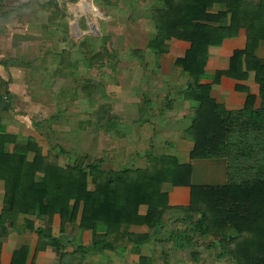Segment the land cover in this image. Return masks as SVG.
I'll use <instances>...</instances> for the list:
<instances>
[{
  "label": "trees",
  "instance_id": "obj_1",
  "mask_svg": "<svg viewBox=\"0 0 264 264\" xmlns=\"http://www.w3.org/2000/svg\"><path fill=\"white\" fill-rule=\"evenodd\" d=\"M150 2L148 17L155 38L148 49L162 53L164 43L170 39L190 44L185 57L176 62L188 74L183 98L192 104L190 122L184 130L193 140L189 162L179 164L175 157L147 153L144 168L104 170L99 159L62 167L53 156H42L34 139L18 144L16 137L0 132V180L5 184L6 206L0 224L6 219L3 217L35 215L46 225L36 231L38 249L52 246L60 251L59 243L49 233L53 216L59 215L63 225L74 221L82 208L80 228L93 232L92 246L96 248L104 245L107 236L119 234L123 226L145 225L160 230L163 215L169 210L162 186L188 187L190 204L181 211L188 219L198 216L191 230L200 238L217 240L207 247L218 249V257L227 259V264H264V64L255 56L264 40V0ZM216 5H221L223 11L211 12ZM226 17L227 26H217ZM241 29L246 34L244 50L235 51L229 70L216 73L212 79L217 83L226 76L245 82L249 72L255 77L252 84L236 87L247 94L244 107L228 111L211 97L210 86L200 81L208 79L204 67L209 47L220 46ZM215 158L225 161L227 183L192 185L191 162ZM36 174L42 176L40 181ZM140 206L147 207L145 216L139 215ZM173 236L191 242L187 232H174ZM128 238L136 246L133 253L140 254V247L149 237ZM175 246L190 247L188 243ZM25 253L24 247L17 250L12 263L24 264L21 259ZM82 253L83 247L71 254L61 252L60 262L81 264ZM146 262L140 257V264Z\"/></svg>",
  "mask_w": 264,
  "mask_h": 264
},
{
  "label": "crops",
  "instance_id": "obj_2",
  "mask_svg": "<svg viewBox=\"0 0 264 264\" xmlns=\"http://www.w3.org/2000/svg\"><path fill=\"white\" fill-rule=\"evenodd\" d=\"M0 1L1 35L3 28L1 25L4 19L12 14L11 11H14L15 8L8 4L9 0ZM145 2L149 3V9L150 0ZM26 5L24 4V6ZM213 7L211 12L223 11L221 5ZM23 8L22 5L19 9ZM148 9L144 16L149 25L150 33L146 38L147 41L144 47L133 49V51L132 49H130L131 51H123L125 62L117 57L113 63L112 72L116 75V77H113L115 78L113 85L119 83L114 89L113 110H110V104L104 103V106H102L103 103L99 102V98L94 99L92 93H90L91 91L83 89L81 92L80 99L83 101L82 112L85 114V119L84 116L78 119L76 132L80 133L81 138L84 137L82 150L79 149V145L72 142L71 138L68 140L69 142L67 138L62 140L60 146L58 144L52 145L50 150L47 146H43L42 142L44 136H49L55 130L59 132L57 133L59 135L60 132H63L64 136L71 133V129L68 132L62 130L63 127L67 126L64 123L62 124L59 119L63 118V114L72 110L70 107L73 108L75 102L61 101V96L55 94V101L51 105L59 113L56 116L53 115L54 117L52 115L49 118L45 117L42 115L47 106L45 99L41 96L38 100L35 99L34 86H27L28 82L23 85L19 84L20 80L18 77L15 78L14 72L11 71L8 74L7 71L2 69L0 70V103H6V105L0 107V132L16 137L18 144H24L29 138L34 139L42 156H53L57 164L62 167L74 164L85 165L96 159L94 156H92L93 159H89V154L94 151L93 146L95 145L98 146L102 155L98 159L102 161L101 166L104 170L112 169L111 166L118 167V169L123 167L144 168L147 153L175 157L179 164L189 162V152L193 147V140L190 136L184 134V130L190 122L189 113L192 104L183 98V92L188 83V74L183 72V69L177 66L176 62L185 57L190 49V44L185 41L170 39L164 43V52L162 53L148 49L149 42L155 38V30L148 17ZM228 22V17L222 18L217 26L225 27ZM245 44V30L241 29L236 37L226 39L220 46H212L208 49L204 67V73L208 79H203L200 82L210 86L211 97L228 111H238L244 107L247 94L237 91L236 87L238 84H252L255 74L249 72L245 82H237L222 76L215 83L212 78L218 72L229 70L234 52L244 50ZM116 54L118 52L115 51ZM255 56L261 64H264V40L259 43ZM4 65L1 64L6 69ZM136 68L137 71H141V74L143 72L142 75L145 78L142 79L143 76H140V78L136 76L133 82L131 80L130 85L137 88V90H134L133 98L129 96L121 99L119 95H116L117 89H120L118 87L121 86L122 81L124 82L126 73L129 72L128 78H132L131 72ZM121 76H124V80ZM138 91L140 92L137 95ZM74 94L76 95V93ZM105 99H109V97ZM61 103L62 108L60 107ZM97 103L103 108V115L95 113V110L98 109ZM258 105L259 100L257 101ZM91 107L94 109V114L91 112ZM60 114L62 115L58 116ZM91 116H95L94 123L91 121ZM50 118L52 122L47 124L45 120ZM41 123H44L47 128L41 129L39 127ZM97 135L98 138L94 141L93 136ZM169 139L173 141L172 146L168 144V142L171 143ZM79 153L82 156L81 160L77 161L76 158L79 157ZM30 159H32V156ZM121 160H126V164L116 162ZM191 168V184L194 186H220L227 183L226 164L223 159L193 160ZM195 169L200 173L196 179ZM209 170L211 172H208ZM41 179L42 176L36 174V180L40 181ZM162 191L167 194L169 210L163 215L160 230L156 231V229H150L145 225L123 226L119 234L110 235L104 239L105 246H103L105 248L103 246L94 248L92 246L93 232L80 228L82 208H79L74 221L65 222L63 225L59 215L53 216L49 225V233L51 238L59 243L60 251L52 246L38 249L39 239L36 231L45 228L46 225L37 216L18 214L12 219L3 217V219H6L0 224V264H13L15 252L22 247L26 249L24 258L21 259L24 264H62L59 258L60 253L71 254L78 247L84 248L81 264H119L120 260H124L123 262L127 264H137L140 257L147 259L146 264H158L157 259L154 260L152 257L154 252L151 251L149 255L144 253L147 248L143 249V246L140 247V254L133 253L136 246L129 242L128 235H147L149 238L144 246L146 244L148 246L150 243L173 244V250H169L166 254L161 253V264H183L181 261L173 259L170 251H176L179 255L191 250H188V247L184 249L177 248L175 243H217L211 241L212 238H201V240L195 241L194 238L198 234L193 233V231L192 233L189 232L190 237L188 236L191 242L181 241L180 236L175 239L174 232H177V235L181 234L176 230L175 225H182L191 229L197 220L194 218L195 216H193V219H188L186 213L181 211L190 203V189L164 184ZM4 196L5 184L0 180V216L6 209ZM138 212L139 215L145 216L147 207L140 206ZM161 236L164 237L161 239Z\"/></svg>",
  "mask_w": 264,
  "mask_h": 264
},
{
  "label": "rangeland",
  "instance_id": "obj_3",
  "mask_svg": "<svg viewBox=\"0 0 264 264\" xmlns=\"http://www.w3.org/2000/svg\"><path fill=\"white\" fill-rule=\"evenodd\" d=\"M145 1L147 0H74L72 2L71 0H9L8 4L15 9L1 25L3 28L0 35V70H5L8 74L11 71L14 72L15 78H19L21 85L28 82L27 86H34L35 99L38 100L40 96L45 99L47 106L42 112L45 117L49 118L59 113L51 105L55 101V94L61 96V101L75 102L74 107H70L72 110L69 113L58 115H62L64 119L59 120L67 126L62 130L68 132L71 129V133L64 136L63 132L59 135L58 131H52L49 136L43 137V146H47L50 150L52 145L60 146L62 140L67 138L68 141L71 138L72 142L79 145V149L82 150L84 137L81 138L80 133L76 131L78 119L83 116L85 119V114L82 112L83 101L80 99L83 89L89 88L94 99L99 98V102L103 103L102 106L104 103L110 104V110H113L114 89L119 84L113 85L115 80L113 77H116L112 72L115 58L119 57L125 62L123 51H131L130 49L133 51V49L144 47L150 33L144 16L149 3ZM24 4L27 5L24 6ZM22 5L24 8L19 9ZM115 51L118 54L115 55ZM2 63L5 64L6 69L1 66ZM142 74L136 68L131 72L132 78H128L129 72L126 73L125 80L124 76H121L124 82H121L116 95H119L121 99L129 96L133 98L134 90L137 88L130 85L131 80L133 82L136 76L138 78L143 76L141 78L144 79ZM108 97L109 99H105ZM2 105L5 106L6 103L1 102L0 107ZM97 105L98 109L95 113L103 115V108L99 103ZM60 107H63L62 103ZM91 112L94 114L93 107ZM66 116H68L67 119H65ZM94 119L95 116H91L93 123ZM45 121L47 124L52 122L51 118ZM39 127L43 130L47 128L44 123H41ZM97 138L98 135L93 136L94 141ZM168 144L172 146L173 141L171 140ZM93 148L94 151L89 154V159H93L92 156L98 159L101 155L98 146L95 145ZM81 156L79 153L77 161L81 160ZM126 160L116 162L126 164ZM111 167L118 169V167ZM199 175V171L196 170L195 179ZM175 226L180 233L187 232L188 236L189 232L192 233V230L186 226ZM163 237L161 236V239ZM183 239L180 240L183 241ZM194 240L199 241L201 238L196 235ZM211 241L217 240L213 237ZM188 244L190 247L187 249L191 251L179 255L176 251H170L171 257L183 264H227V259L218 257V249L207 247L216 243ZM172 245L150 243L144 246L142 244L143 249L147 248L143 250L144 253L149 255L151 251L154 252L152 257L154 260L157 259L158 264L162 262L161 253L166 254L169 250H173ZM123 261L120 260L118 263L127 264Z\"/></svg>",
  "mask_w": 264,
  "mask_h": 264
}]
</instances>
